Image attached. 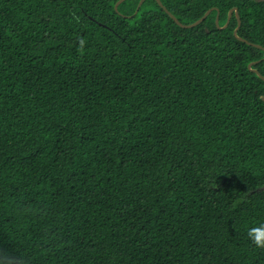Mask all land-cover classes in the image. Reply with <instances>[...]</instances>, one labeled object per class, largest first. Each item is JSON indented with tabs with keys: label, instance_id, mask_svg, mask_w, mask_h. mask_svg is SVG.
Listing matches in <instances>:
<instances>
[{
	"label": "trees",
	"instance_id": "trees-1",
	"mask_svg": "<svg viewBox=\"0 0 264 264\" xmlns=\"http://www.w3.org/2000/svg\"><path fill=\"white\" fill-rule=\"evenodd\" d=\"M118 1L0 0V264H264V0Z\"/></svg>",
	"mask_w": 264,
	"mask_h": 264
},
{
	"label": "water",
	"instance_id": "water-1",
	"mask_svg": "<svg viewBox=\"0 0 264 264\" xmlns=\"http://www.w3.org/2000/svg\"><path fill=\"white\" fill-rule=\"evenodd\" d=\"M123 1H125V0H119L118 2H117V4L115 5V9L117 10L118 9V6L123 2ZM146 0H141L140 2H139V4H138V7H137V10H136V13L138 12V10L141 8V6L143 5V3L145 2ZM157 2H158V4L170 15V17H172L173 19H174V21L177 23V24H179V25H181L182 27H194V26H197V25H199L200 23H202L207 17H208V15L214 10V8H212V9H209L205 14H204V16L202 17V18H200L199 20H197L195 23H193V24H191V25H184V24H182L172 13H170L164 6H163V4H162V2L160 1V0H157ZM236 12V15H237V18H238V26H237V28H236V30L234 31V34L237 36V33H238V31H239V29H240V26H241V20H240V17H239V13H238V9L237 8H235V9H232L230 12H229V17H228V21H227V23H226V25L225 26H223V27H221L222 29L223 28H226L227 26H228V24H229V21H230V19H231V17H232V15H233V12ZM135 13V14H136ZM216 24L217 25H219V17H218V15H217V18H216ZM239 38V37H238ZM240 40H242V41H244V42H246V43H248L249 45H253V46H255V47H258V48H261V49H263V47L261 46V45H257V44H254V43H251V42H249V41H247V40H245V39H243V38H239ZM256 62H253V63H251L250 65H249V67H251L252 65H254ZM255 73H257L262 79H264V77L260 74V72L258 71V70H253ZM264 99V98H263Z\"/></svg>",
	"mask_w": 264,
	"mask_h": 264
},
{
	"label": "clouds",
	"instance_id": "clouds-1",
	"mask_svg": "<svg viewBox=\"0 0 264 264\" xmlns=\"http://www.w3.org/2000/svg\"><path fill=\"white\" fill-rule=\"evenodd\" d=\"M248 235L258 248H264V226L249 229Z\"/></svg>",
	"mask_w": 264,
	"mask_h": 264
}]
</instances>
